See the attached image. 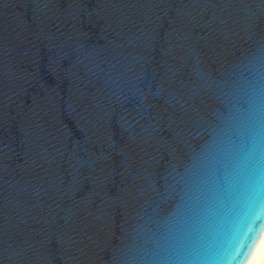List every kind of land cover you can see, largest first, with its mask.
I'll use <instances>...</instances> for the list:
<instances>
[{
	"label": "water",
	"instance_id": "obj_1",
	"mask_svg": "<svg viewBox=\"0 0 264 264\" xmlns=\"http://www.w3.org/2000/svg\"><path fill=\"white\" fill-rule=\"evenodd\" d=\"M264 232V0H0V264H246Z\"/></svg>",
	"mask_w": 264,
	"mask_h": 264
},
{
	"label": "bare ground",
	"instance_id": "obj_2",
	"mask_svg": "<svg viewBox=\"0 0 264 264\" xmlns=\"http://www.w3.org/2000/svg\"><path fill=\"white\" fill-rule=\"evenodd\" d=\"M246 264H264V232Z\"/></svg>",
	"mask_w": 264,
	"mask_h": 264
}]
</instances>
